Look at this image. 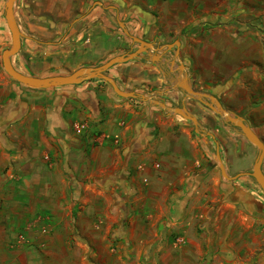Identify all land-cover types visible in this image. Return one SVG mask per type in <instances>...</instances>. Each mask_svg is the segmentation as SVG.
Returning a JSON list of instances; mask_svg holds the SVG:
<instances>
[{
	"label": "crops",
	"instance_id": "obj_1",
	"mask_svg": "<svg viewBox=\"0 0 264 264\" xmlns=\"http://www.w3.org/2000/svg\"><path fill=\"white\" fill-rule=\"evenodd\" d=\"M77 1H86L85 13L78 15L79 24L63 29L59 46L64 55L76 53L78 67L125 53L117 46L126 42L123 26L156 46L179 40L190 86L238 112L230 105L238 70L227 62L235 32L226 22L236 16L237 8L230 5L238 0H51L48 5L68 12ZM70 37L75 40L68 46ZM29 39L31 57L44 50ZM39 42L57 44L55 39ZM25 48L21 40L19 51ZM175 50L142 52L114 65L109 75L123 90L184 104L216 136L223 128L218 115L180 88ZM200 109L207 110L203 117ZM76 122L85 124L79 133ZM190 122L146 101L121 97L100 78L32 88L0 66V264H52L49 244L57 241L69 250V228L98 225L100 211L107 212L108 226L123 225L122 254L130 263L142 264L143 258L149 264L191 263L203 252L212 203L228 188L239 186L240 194L246 188L223 181L213 139L195 134ZM218 142L224 161V143ZM50 226L52 235H45ZM75 237L82 240L80 234ZM43 242L49 246L40 249Z\"/></svg>",
	"mask_w": 264,
	"mask_h": 264
},
{
	"label": "rangeland",
	"instance_id": "obj_2",
	"mask_svg": "<svg viewBox=\"0 0 264 264\" xmlns=\"http://www.w3.org/2000/svg\"><path fill=\"white\" fill-rule=\"evenodd\" d=\"M5 1L0 0L1 67V52L11 44L10 31L4 17ZM49 1L51 0H16L15 2V18L20 31L24 34L22 41L26 43L27 48L14 55L12 62L16 68L28 74L33 72L43 75L64 74L78 67L76 53L70 52L68 56L64 55L59 43L64 36L63 29L79 24L76 19L78 15L85 13L81 8L86 6V1L84 5L80 1L73 2L68 15L64 6L61 8L59 4H56L57 6L53 4L50 7ZM232 5L238 11L235 13L236 16L226 21L228 25L234 27L235 32L232 48L227 49V62L228 65L234 64L235 69L238 70L236 77L239 83L234 98L229 103L238 111L236 114L242 115L264 141V0H238L230 6ZM120 32L126 42L117 45L115 42L118 39L115 38L114 44L122 46L123 52L135 49L137 43L121 29ZM131 34L138 36L135 33ZM28 37L35 38L36 43L41 44L43 46L41 49L44 50H39L31 57L32 43L30 39L27 40ZM45 39L57 40L56 46L45 47L44 42H39ZM74 40L75 37L68 38L67 45L71 46ZM65 44L64 42L62 45ZM166 101L172 104L170 100ZM206 111V109L199 110L201 114ZM219 119L223 128L217 132L215 139L217 141L220 139L224 143L222 162L227 172L233 175L240 171H251L257 147L238 130L229 128L220 117ZM190 123L193 127L192 122ZM195 134L199 136L198 133ZM212 143V151H214L213 140ZM262 169L264 171V160ZM221 177L226 183L232 181L222 175ZM234 182L242 183L246 190L242 189L240 194L236 190L239 186L228 188L221 201L212 203L207 215L211 218L212 225L203 227L205 229L204 242L201 245L203 252L194 257L189 264H264V192L250 175L238 178ZM82 214L85 217L87 211H83ZM106 218L107 212L100 211L98 225L84 224L77 226V231L75 228H69L71 233L69 235L72 238L66 243V249L69 250L60 249L58 246L60 243L57 241L50 243L51 255H55L51 258L52 264H135L130 263L131 259L122 254L123 225H118V221H115L113 225L108 226ZM52 232L53 227L50 226L45 235H52ZM75 234H80L82 240L76 238ZM49 245L48 242H43L40 243L39 248ZM141 260L142 264H149L146 259Z\"/></svg>",
	"mask_w": 264,
	"mask_h": 264
},
{
	"label": "water",
	"instance_id": "obj_3",
	"mask_svg": "<svg viewBox=\"0 0 264 264\" xmlns=\"http://www.w3.org/2000/svg\"><path fill=\"white\" fill-rule=\"evenodd\" d=\"M15 2L16 0L5 1L4 17L6 20V25L10 31L11 44L9 47L4 48L1 52V65L11 78H13L18 83L32 88H50L79 84L85 80L100 78L108 82L113 91L121 97L146 101L152 105L160 107L169 114H178L184 119L191 121L196 133L202 136H210L214 140V155L218 162L220 173L224 178L227 180H236L245 175H250L264 192V171L262 169V163L264 160V141L253 130V128L248 124L242 115L233 113L225 108L214 94L197 90L190 86L187 81L188 78L184 74L185 67L178 55V49L180 46L179 40H174L172 43H167L165 45L156 46L152 41H147L143 38L130 34L129 31L123 26L125 33L138 44L136 49L114 55L99 65L80 66L73 71L64 74H52L46 76L28 74L16 68L12 62V57L19 52L21 48V40L24 37V34L20 31L15 18ZM121 25L123 24L121 23ZM173 46L176 47L175 57L179 62V68L182 72L183 82L180 84V88L186 94V96L200 100L208 108H210L211 111L217 114L225 123L238 130L239 133H241L249 142L257 147V154L253 161L251 171H240L230 175L227 172L224 163L222 162L219 143L215 139V135L211 131L202 128L198 118L191 111H189L184 104H170L155 94L142 93L134 90H123L118 86L114 78L107 74L109 69L114 65L138 58L142 52H149L150 50L158 52L164 47L169 48Z\"/></svg>",
	"mask_w": 264,
	"mask_h": 264
},
{
	"label": "built area",
	"instance_id": "obj_4",
	"mask_svg": "<svg viewBox=\"0 0 264 264\" xmlns=\"http://www.w3.org/2000/svg\"><path fill=\"white\" fill-rule=\"evenodd\" d=\"M73 127H74L75 131L79 133L85 128V124L81 123V122H76L73 124Z\"/></svg>",
	"mask_w": 264,
	"mask_h": 264
}]
</instances>
